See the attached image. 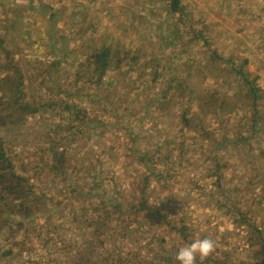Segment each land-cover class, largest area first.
Returning <instances> with one entry per match:
<instances>
[{
  "label": "rangeland",
  "instance_id": "rangeland-1",
  "mask_svg": "<svg viewBox=\"0 0 264 264\" xmlns=\"http://www.w3.org/2000/svg\"><path fill=\"white\" fill-rule=\"evenodd\" d=\"M93 1L0 0V96L5 51L23 94L0 100V137L38 198L0 264L85 246L99 264H178L181 223L216 242L197 264H264V0ZM143 200L158 212L114 217Z\"/></svg>",
  "mask_w": 264,
  "mask_h": 264
},
{
  "label": "trees",
  "instance_id": "trees-1",
  "mask_svg": "<svg viewBox=\"0 0 264 264\" xmlns=\"http://www.w3.org/2000/svg\"><path fill=\"white\" fill-rule=\"evenodd\" d=\"M170 1V8L171 11L180 10V0H169ZM5 53V59L7 60V65L11 67V76L9 77V81H12V93H8L9 95L6 97H1L0 100H3V103H5V99L9 102L13 100V104L18 109L23 108V103H20V100L23 98V94L21 93V87H22V78L21 74H19L18 71H16L15 63L12 61V56L7 51ZM91 60H87V63L92 66L93 73H95L99 78L101 75L105 74L109 67V53L106 49H101L100 51L94 53L91 57ZM240 72V71H239ZM95 78V77H94ZM95 83H98V78H96ZM65 109L68 111L70 109L69 105L65 106ZM24 113V112H23ZM140 155V159L147 158L149 159L145 154L138 153ZM136 158V157H135ZM139 159V158H136ZM144 160V159H143ZM146 185V182L143 184ZM144 188H141V193H143ZM143 195V194H142ZM38 200L37 196L34 194L32 188L27 183V181L21 177L20 175L16 174L15 170L13 169L12 162L8 155L6 154V151L4 149V143L3 140L0 137V233L6 234L1 235L0 234V241L4 240V237H6L8 241V245L0 251V257L2 260L5 257H8L12 253H14L13 248H18L19 244L15 242V235L19 232L23 226H27L29 223H31L33 218L32 211V201ZM140 204V205H139ZM142 204V205H141ZM139 205V206H138ZM136 206L138 207H129L126 206L123 212L126 213H118L119 210H121L123 207L117 203L113 204V214L116 215L118 213V216L116 217L118 220L122 222L123 219H126L127 217H134L133 212H135L137 215L140 213H144L146 216L151 209L153 211L158 210L154 208H149L146 206L145 201L143 200L141 203H138ZM129 210V211H128ZM155 211V212H156ZM18 216V218H17ZM165 217V216H164ZM32 218V219H31ZM101 218H99L97 221H99ZM28 220V221H27ZM27 222V223H25ZM104 220L101 221V226L103 227L106 224H103ZM109 223H112L111 221ZM121 225V223L119 224ZM116 226V225H115ZM140 227L143 225H139ZM106 227V226H105ZM178 232L179 240L181 242H184L186 245L190 244L192 242L190 237V232L187 226L183 223L173 228ZM128 231V230H126ZM124 233V232H123ZM128 235L124 233L123 237H127ZM129 237V236H128ZM15 243H14V242ZM8 247V248H7ZM115 247H113L114 249ZM113 250H109L111 253L112 259L110 260V264H121L123 259L121 260H115V256L117 254H113ZM70 256V258H66L68 264H99L97 259L98 255L97 252L91 251L87 246L84 248H81L78 255L77 253L75 255H67L66 257ZM106 256V253L103 251V257ZM87 259H86V258ZM85 258V259H84ZM17 259L16 261H18ZM39 261V260H37ZM125 263L126 261L123 260ZM19 264H22L21 262H18ZM139 264V262H137ZM25 264V263H24ZM142 264V260L141 263ZM221 264V263H220Z\"/></svg>",
  "mask_w": 264,
  "mask_h": 264
},
{
  "label": "clouds",
  "instance_id": "clouds-1",
  "mask_svg": "<svg viewBox=\"0 0 264 264\" xmlns=\"http://www.w3.org/2000/svg\"><path fill=\"white\" fill-rule=\"evenodd\" d=\"M216 251V242L211 238H201L178 249L175 259L178 264H197L212 256Z\"/></svg>",
  "mask_w": 264,
  "mask_h": 264
},
{
  "label": "crops",
  "instance_id": "crops-1",
  "mask_svg": "<svg viewBox=\"0 0 264 264\" xmlns=\"http://www.w3.org/2000/svg\"><path fill=\"white\" fill-rule=\"evenodd\" d=\"M24 1H26V0H24ZM66 1L68 2V7L70 8V4H73L72 0H66ZM74 1H75L74 2L75 9L77 10L76 13L79 12L80 10L84 9L85 6L87 7V9H89V4H91V2H94L93 0H74ZM239 71H240V69H236L237 73H239Z\"/></svg>",
  "mask_w": 264,
  "mask_h": 264
}]
</instances>
